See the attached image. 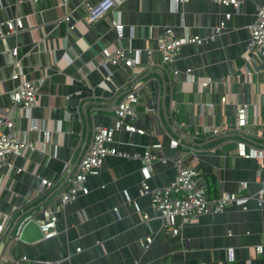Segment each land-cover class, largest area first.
Wrapping results in <instances>:
<instances>
[{
    "label": "crops",
    "instance_id": "crops-1",
    "mask_svg": "<svg viewBox=\"0 0 264 264\" xmlns=\"http://www.w3.org/2000/svg\"><path fill=\"white\" fill-rule=\"evenodd\" d=\"M102 1L0 0V107L13 104L12 92L22 81L33 79L38 87L37 105L30 114L19 111L20 130L33 148L14 155V167L0 171V210L14 215L10 231L19 218L38 208L43 178L58 184L67 166L79 162L93 127L115 125L112 106L140 80L145 83L132 123L145 133L118 131L113 146L143 153L148 146L163 144L166 162L153 165L150 185H170L177 176L174 160L184 158L210 182L212 200L226 191L255 196L264 181V156H241L237 142L264 148V63L258 64L260 73L252 82L245 68L251 26L264 0H246L240 12L213 0H187L178 6L175 0H115L112 11L87 22L83 4ZM70 13L76 18L74 30L64 21ZM16 18L24 27L5 36L7 22ZM115 20L125 26L121 44L130 51L132 67L106 60L104 51L112 53L120 44ZM222 22L225 28L216 35ZM168 29L177 37L211 38L201 45H185L171 64L177 72L172 99L167 77L151 65L146 53L147 48L154 50L153 60L161 62L158 46ZM15 72L17 79L12 77ZM207 77L215 82L203 89L200 82ZM237 103L251 105L250 133L235 130ZM203 104L213 106L202 110ZM35 124H45L48 136L32 129ZM214 126L224 129L223 136H207ZM172 139L182 144L174 147ZM141 169L140 160L108 156L100 174L88 180L90 193L60 214L58 236L13 246L9 231L0 244V264H12L9 252L32 260L25 264H264L257 251L264 246V211L254 200L245 203L248 209L233 205L185 225L179 218L180 232L174 235L151 198L140 195ZM37 234L33 229L29 237ZM148 238L152 243L144 248L141 242Z\"/></svg>",
    "mask_w": 264,
    "mask_h": 264
},
{
    "label": "built area",
    "instance_id": "built-area-1",
    "mask_svg": "<svg viewBox=\"0 0 264 264\" xmlns=\"http://www.w3.org/2000/svg\"><path fill=\"white\" fill-rule=\"evenodd\" d=\"M187 0H175L178 6L181 2ZM214 2L226 6H231L235 11L240 12L246 0H213ZM115 0H103L98 5H92L89 2L83 4L85 10L84 19L87 22H97L106 14L116 7ZM231 14H226V18H230ZM76 18L73 13L67 14L64 21L69 24L70 29L76 27ZM24 27L23 20L16 18L7 22L8 32L5 36L16 33L18 29ZM114 27L117 31L119 46L114 52L104 51L106 60L110 64L117 67H132L134 60L129 54V49L121 44V40L125 37V26L114 21ZM225 28V23L222 22L216 28V35L220 34ZM3 34V33H2ZM211 38H202L196 35H186L177 37L172 29H168L159 42L158 51L161 54V62L156 63L153 60L154 50L147 48L146 53L153 66H158L165 77H167V95L172 99L177 82V72L170 69L171 64L177 59L181 49L188 44H203ZM15 57L18 56V49L13 50ZM246 75L248 82H252L255 75L260 73L257 68L258 64L264 63V5L257 8L256 21L251 26V37L246 51ZM20 62L16 61L15 66H19ZM18 78L15 72L12 76ZM110 80V78H109ZM214 79L207 77L202 80L201 86L203 89L209 88L214 83ZM113 83V82H112ZM145 81L140 80L135 82L131 90L125 92L122 97L112 106V111L116 116V123L113 127L103 125H95L90 143L87 145L79 162L73 166L68 165L63 173L61 183L54 184L46 178L42 180V187L38 199L42 195L53 190L52 195L38 208L19 218L15 229L12 232L11 239L13 246L23 241L22 234L25 227L36 222L42 233V240L52 239L59 234L58 221L60 214L65 208L76 201L82 195H88L90 188L88 186L89 178L98 176L102 170L105 159L108 156H121L127 159L140 160L142 162V187L140 195L149 196L152 206L161 212L165 225L174 235L180 232L178 219H181L183 225L197 222L201 217L210 213L224 212L228 207L233 205H243L244 209H248L245 204L248 200H254L257 207L264 211V181L262 182L261 190L255 196L245 195L244 193L222 192V194L212 200L210 198V182L202 176L201 172L188 166L184 158L174 160L177 170L176 179L168 186L161 188H153L149 180L152 177L153 165L156 162H166L163 156V144L157 143L148 146L143 153H129L121 151L113 146L115 135L118 131L125 130L131 135L135 133L144 134V130L133 125L132 121L138 116V105L140 102V90ZM228 85L231 81L227 82ZM115 86V84L113 83ZM13 104L7 107H0V171L5 168L14 167L12 157L22 153L25 149L33 148V144L29 142L23 131L19 127V111L23 110L25 114H30L31 110L37 105L38 87L35 80L26 79L12 92ZM227 95L221 97L223 104L227 103ZM213 104H203L202 110L206 107H212ZM251 105L248 103L236 104L235 108V130L239 133H250L248 127L251 122ZM32 129L39 130L46 137L49 130L45 124H35ZM224 129L214 126L207 136L210 138H220L223 136ZM228 140V139H226ZM171 144L178 147L182 141L172 139ZM238 153L247 158H262L264 156V148H259L253 144H248L244 140L237 142ZM191 151L195 148H190ZM1 189V186H0ZM246 189V184H241V191ZM243 192V191H242ZM125 200L131 203L133 200L128 190L123 191ZM213 203V206L211 204ZM136 209L141 211L140 206L135 203ZM38 216H41L38 219ZM145 218H149L145 214ZM14 220L13 214H8L0 210V244H2L8 232L10 231L11 223ZM11 232V231H10ZM40 239V240H41ZM152 243L151 238L141 242L144 248H148ZM257 251L264 256V246H258ZM12 264L30 263L32 260L27 256L14 258L9 252Z\"/></svg>",
    "mask_w": 264,
    "mask_h": 264
},
{
    "label": "water",
    "instance_id": "water-1",
    "mask_svg": "<svg viewBox=\"0 0 264 264\" xmlns=\"http://www.w3.org/2000/svg\"><path fill=\"white\" fill-rule=\"evenodd\" d=\"M33 229H36L38 234L35 237L30 238L29 233ZM41 238H42V233L39 229V225L36 222H31L25 227L23 234H22V239L24 241L35 242V241H39Z\"/></svg>",
    "mask_w": 264,
    "mask_h": 264
},
{
    "label": "trees",
    "instance_id": "trees-1",
    "mask_svg": "<svg viewBox=\"0 0 264 264\" xmlns=\"http://www.w3.org/2000/svg\"><path fill=\"white\" fill-rule=\"evenodd\" d=\"M52 193H53V190L47 192V193L44 194V195H42L41 198H39V199L37 200V202H36L37 207H38L39 205H41L42 203H44V202H45V201H46V200L52 195ZM13 226H14V227H13V229H11L10 237H11V235H12L13 230L15 229V225H13Z\"/></svg>",
    "mask_w": 264,
    "mask_h": 264
}]
</instances>
